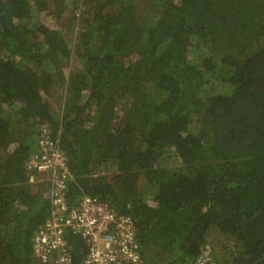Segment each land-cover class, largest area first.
<instances>
[{
    "label": "trees",
    "instance_id": "1",
    "mask_svg": "<svg viewBox=\"0 0 264 264\" xmlns=\"http://www.w3.org/2000/svg\"><path fill=\"white\" fill-rule=\"evenodd\" d=\"M44 129L77 177L72 204L99 186L125 212L110 181L144 195L148 172L189 195L154 229L140 227V264L207 253L216 264H262L207 211L210 190L189 167L218 151L228 174L220 198L239 221L262 224L264 0H0V264H55L33 247L51 216L50 176L32 170L33 183L25 172ZM169 221L190 226L183 244L159 239ZM67 231L82 264L88 248Z\"/></svg>",
    "mask_w": 264,
    "mask_h": 264
},
{
    "label": "built area",
    "instance_id": "2",
    "mask_svg": "<svg viewBox=\"0 0 264 264\" xmlns=\"http://www.w3.org/2000/svg\"><path fill=\"white\" fill-rule=\"evenodd\" d=\"M41 139V152L29 157L25 164L28 179L32 170L52 171L50 220L34 237V252L43 261L53 260L55 264H73V254L67 243V228L75 237L88 246L82 264H132L139 258L137 243L123 244L114 227L105 226L101 218L113 213L115 206L104 205V198L98 194L85 195L71 203L66 195L67 180L72 176L66 154L50 139L47 131ZM72 179V178H71ZM34 181V180H33ZM103 207L106 213L99 211ZM121 214V213H120ZM125 217V215L121 214Z\"/></svg>",
    "mask_w": 264,
    "mask_h": 264
},
{
    "label": "rangeland",
    "instance_id": "3",
    "mask_svg": "<svg viewBox=\"0 0 264 264\" xmlns=\"http://www.w3.org/2000/svg\"><path fill=\"white\" fill-rule=\"evenodd\" d=\"M212 152V155L209 156L208 161L206 162L207 165L198 163L197 165H192L189 168H192L197 173H199L207 183V186L210 190V199L207 203L208 211L215 213L220 219L219 221L223 224H237L238 219L234 218L235 205L232 204V201L230 200L229 196H226V199L220 198L222 191L220 187H222L223 180L225 179V177H227V174H225V172H222V170L220 169V163L216 158L219 155L218 151L214 150ZM209 164H212L213 168L216 170L215 174L211 175V177L204 173L201 168L202 166L205 167ZM147 181V190L144 195H140L133 191L130 192L126 189L124 190V188H122L116 182L112 180L110 181V186L112 187V190L121 198L119 200L122 201L123 206L132 209L133 211H135V213H137L138 210L143 212L144 224L146 225V227L150 223L156 226L158 223L165 221L171 209L182 208V205L185 204L187 201L186 194L180 186L173 183L168 185L160 184L154 179V176L152 174L149 175V179ZM219 182H222L221 186L218 185ZM165 189L174 194L175 200H173L172 202L164 201L163 198L151 200L148 196L149 194H157L159 196H163L166 192ZM259 221L264 224V205L262 207ZM155 222L158 223L155 224ZM222 226L224 227V225ZM172 227H167V231H171L170 234L163 233L161 235L157 228L155 229V231H158L157 234L159 239L161 240H163L162 236H166V238H168V236H172L175 237L180 244H183L185 242L186 235H188L190 231V226L175 225L174 229H172Z\"/></svg>",
    "mask_w": 264,
    "mask_h": 264
},
{
    "label": "bare ground",
    "instance_id": "4",
    "mask_svg": "<svg viewBox=\"0 0 264 264\" xmlns=\"http://www.w3.org/2000/svg\"><path fill=\"white\" fill-rule=\"evenodd\" d=\"M40 134H41V136H39V144H41V139L45 135V132L41 131ZM25 164H26V162H25ZM38 171H44V172H47V174H49V176H50L49 180L44 179L42 181H46V183L49 185L50 190L52 191V187L53 186H57V184L51 180L52 171L50 169L38 170ZM29 182H33L34 183V181L30 180V179H29ZM104 202H105L104 205L111 206V204L109 202H107L105 200H104ZM121 206H122V208L125 209V212H122V211H120L118 209L112 208L113 209V213L112 214H108V213H106L104 211L103 207L99 208L100 212L106 213V215L101 218V221H102V223L105 226L111 225L112 227H114V230H115L116 234L120 238L124 239L123 244L129 245V244H132V243H137L138 252L140 254H139V258L136 259L135 262H132V264H140L141 252H140V245H139V242L137 240V223H138V219L134 216L135 213L133 212L132 209L127 208L126 206H123L122 204H121ZM120 213L125 215V217L122 216ZM234 218L238 219L237 213H235V217ZM85 246L88 248V246L86 244H85ZM192 264H216V262L214 260V257L211 254L207 253V254H204V255L199 256L198 258H196Z\"/></svg>",
    "mask_w": 264,
    "mask_h": 264
},
{
    "label": "flooded vegetation",
    "instance_id": "5",
    "mask_svg": "<svg viewBox=\"0 0 264 264\" xmlns=\"http://www.w3.org/2000/svg\"><path fill=\"white\" fill-rule=\"evenodd\" d=\"M153 173L152 172H148L146 173L145 175V178L147 177L149 179V175ZM227 177H228V174H227ZM227 177H225V179L223 180V184L226 183L227 181ZM155 179V178H154ZM172 182V181H171ZM221 183L222 182H219L218 185L221 186ZM174 184V183H173ZM222 184V185H223ZM180 187H181V184H179ZM182 188V187H181ZM222 187H220L221 189ZM184 190V189H183ZM186 192V191H185ZM187 196V201L189 199V195L187 193H185ZM220 194V193H219ZM149 198L151 200H155V199H162V196H159L157 194H149L148 195ZM186 201V203H187ZM185 203V204H186ZM185 204L182 205V207L185 206ZM264 205V204H263ZM180 209V208H178ZM178 209H171L172 212H176ZM182 209V208H181ZM170 211V212H171ZM208 211V209H207ZM135 213V211H133ZM133 213V214H134ZM212 213V212H211ZM136 214V215H135ZM134 216L138 219V221L141 222V224H138L137 223V240L139 242V245H140V252H141V242H140V227L142 228H148L150 230L154 229L155 228V225H153L152 223L148 224L147 227L146 225L144 224V217H143V212L142 211H137V213H135ZM215 214V213H214ZM216 215V214H215ZM217 216V215H216ZM220 220V219H219ZM241 220V224L238 223L237 221V224L235 223H229V224H223L221 223L222 225H224V227H227V226H230L231 228H233L232 233L236 236L237 240H240L245 246H250L251 248H253L257 254L261 257L260 259V262L262 264H264V224H253V225H248V223H244L242 222L243 219H240ZM158 222H155V224H157ZM174 222L172 221H169V225L167 227H172V229L174 228ZM233 227H232V226ZM221 228V227H220ZM168 230V229H167ZM221 230L223 231V233H226V232H231L230 230L229 231H226L224 229L221 228ZM163 233H166V234H170L171 231H162ZM152 233V232H151ZM153 234V233H152ZM172 236H168V238H171ZM247 240V241H246Z\"/></svg>",
    "mask_w": 264,
    "mask_h": 264
},
{
    "label": "clouds",
    "instance_id": "6",
    "mask_svg": "<svg viewBox=\"0 0 264 264\" xmlns=\"http://www.w3.org/2000/svg\"><path fill=\"white\" fill-rule=\"evenodd\" d=\"M69 167H70V171H71L73 177H71L72 179L69 178V179L67 180V183H66V185H67L66 193H67V189H68V184H69L71 181H73V180H75V179L77 178L76 175H75V173L73 172L71 166H70V163H69ZM26 179H27V176H26ZM98 191H99V186H98V188L96 189V191H94V193L96 194ZM84 196H85V195H84ZM97 196H99V195H97ZM81 197H83V196H81ZM81 197H80V198H81ZM80 198H79V199H80ZM67 243H68V241H67ZM68 247H69V245H68Z\"/></svg>",
    "mask_w": 264,
    "mask_h": 264
},
{
    "label": "water",
    "instance_id": "7",
    "mask_svg": "<svg viewBox=\"0 0 264 264\" xmlns=\"http://www.w3.org/2000/svg\"><path fill=\"white\" fill-rule=\"evenodd\" d=\"M239 224H241V221H238ZM247 241V240H246Z\"/></svg>",
    "mask_w": 264,
    "mask_h": 264
}]
</instances>
